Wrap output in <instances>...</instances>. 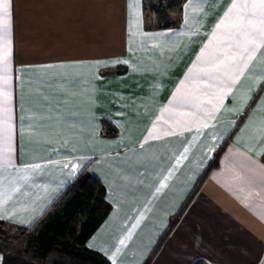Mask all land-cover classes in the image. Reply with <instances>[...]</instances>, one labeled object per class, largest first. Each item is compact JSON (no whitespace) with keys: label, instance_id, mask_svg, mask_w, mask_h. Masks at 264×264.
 Returning <instances> with one entry per match:
<instances>
[{"label":"crops","instance_id":"1","mask_svg":"<svg viewBox=\"0 0 264 264\" xmlns=\"http://www.w3.org/2000/svg\"><path fill=\"white\" fill-rule=\"evenodd\" d=\"M252 3L183 0L163 28L143 0H13L0 222L30 228L85 170L110 211L84 247L110 264H143L171 222L148 264H264V37L233 27Z\"/></svg>","mask_w":264,"mask_h":264},{"label":"trees","instance_id":"2","mask_svg":"<svg viewBox=\"0 0 264 264\" xmlns=\"http://www.w3.org/2000/svg\"><path fill=\"white\" fill-rule=\"evenodd\" d=\"M182 2L183 0H143V9L154 13L160 27L168 28L180 24ZM121 68L116 70L120 71ZM103 124L106 134H115L112 124L105 120ZM221 151L222 147L206 166L178 213L185 208L202 178L218 164ZM104 196L105 186L94 175L85 170L79 172L74 181L66 186V190L45 212L42 220L30 228H22L31 229L37 226L36 233L27 241L28 249L21 243L5 245L0 241L3 264H110L100 253L84 247L85 241L110 211V204ZM172 225L173 222L166 227L143 264L150 262ZM0 226L7 225L0 222ZM194 264L206 263L199 260Z\"/></svg>","mask_w":264,"mask_h":264},{"label":"snow or ice","instance_id":"3","mask_svg":"<svg viewBox=\"0 0 264 264\" xmlns=\"http://www.w3.org/2000/svg\"><path fill=\"white\" fill-rule=\"evenodd\" d=\"M190 2V0H189ZM13 6V0H0V28H3L6 22H9L11 19V9ZM242 7H251L253 9L260 8L264 9V0H259V4L252 3L251 5H242ZM234 28L239 29L246 36L247 42L255 44L257 36L264 37V16L259 18L257 22V18L255 13L250 14L249 16L243 18L235 25ZM116 63L127 64L128 61H117ZM264 83V82H262ZM264 91V88L261 89ZM257 97H250V103H254ZM67 167V165H65Z\"/></svg>","mask_w":264,"mask_h":264},{"label":"rangeland","instance_id":"4","mask_svg":"<svg viewBox=\"0 0 264 264\" xmlns=\"http://www.w3.org/2000/svg\"><path fill=\"white\" fill-rule=\"evenodd\" d=\"M36 227H32L31 229H14L8 226H0V241L4 242L5 245H19L21 243L25 249H28L29 245L27 241L36 233Z\"/></svg>","mask_w":264,"mask_h":264}]
</instances>
